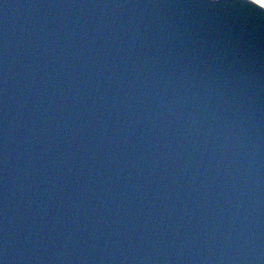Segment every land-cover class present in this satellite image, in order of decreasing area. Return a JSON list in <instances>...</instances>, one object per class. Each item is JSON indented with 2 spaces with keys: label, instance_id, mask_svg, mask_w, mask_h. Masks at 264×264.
Returning a JSON list of instances; mask_svg holds the SVG:
<instances>
[{
  "label": "water",
  "instance_id": "obj_1",
  "mask_svg": "<svg viewBox=\"0 0 264 264\" xmlns=\"http://www.w3.org/2000/svg\"><path fill=\"white\" fill-rule=\"evenodd\" d=\"M0 264H264V10L0 0Z\"/></svg>",
  "mask_w": 264,
  "mask_h": 264
},
{
  "label": "snow or ice",
  "instance_id": "obj_2",
  "mask_svg": "<svg viewBox=\"0 0 264 264\" xmlns=\"http://www.w3.org/2000/svg\"><path fill=\"white\" fill-rule=\"evenodd\" d=\"M249 3L253 6H257L259 9L264 10V0H249Z\"/></svg>",
  "mask_w": 264,
  "mask_h": 264
}]
</instances>
